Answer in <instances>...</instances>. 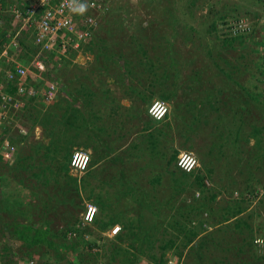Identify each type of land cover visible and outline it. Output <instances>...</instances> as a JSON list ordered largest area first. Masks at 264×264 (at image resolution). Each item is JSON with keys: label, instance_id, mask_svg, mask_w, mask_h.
Wrapping results in <instances>:
<instances>
[{"label": "rangeland", "instance_id": "1", "mask_svg": "<svg viewBox=\"0 0 264 264\" xmlns=\"http://www.w3.org/2000/svg\"><path fill=\"white\" fill-rule=\"evenodd\" d=\"M188 1L189 0H111L110 11L105 14L101 23L97 25L95 29L96 36L94 39H100L98 41L100 47L98 49L93 47L92 51L88 49L89 46L87 44L85 48L86 51L82 49L71 58L72 62L70 66L77 71V77L73 74L69 76L65 67L61 69L49 68V64L46 63L49 68L48 73L57 82L62 81L60 83L67 88V90L65 89L63 91L65 93H61V95L65 96L64 98H66V100L68 98L73 99L74 104L76 103L75 99L91 98L95 100L100 97V94L97 92H91L92 94L89 93L88 95V93L84 94L77 91L80 84H82L81 82H83L86 77V80H90L89 77L91 76L100 77L99 83H93V86L97 87L98 90H103L106 86V89H108L109 85L112 86V80L117 82L115 76H123V80H129L131 87H134V89H132V91H134L132 95H134L133 97L135 99H138L136 100L138 104L143 102L145 96L150 98L148 96L150 94L151 99H163L168 103L170 108L167 118L163 120L162 125L157 127L159 129H152L154 137L160 138L158 140V146L156 147V160L153 161L152 164L156 165V162H159L157 169L160 168V170H163L162 167L165 164L164 161L166 158H169L173 153H175L176 156L180 150H187V148H184L187 145L190 146V149L187 151H192L197 158L202 157L204 159L200 162L199 171L206 176V185L208 188L203 194L199 192V188L195 184H193V189L195 195L199 192L198 197L200 194L201 196L204 195L202 200L208 204L207 208L210 209V214H205V211L208 210L206 208L204 211L201 210L197 212L198 214L195 220L192 216L188 217V211H190L189 204H191L192 201L188 195L183 196V194L181 195L180 193L172 195L173 184H179L178 182L173 183L171 181L170 174H168V172L165 173V169L161 172L166 174V178L164 179L167 180L165 184L167 187L159 191L162 201H152L153 203H149V201L147 202L149 204H145L143 199H139L136 203L138 206L144 208L150 209L151 207V210L154 211V213L151 212L153 214H149L145 211V215L147 214L149 219H143L144 217L140 214L139 219L129 221L141 225L136 229L137 233L141 229L152 230L154 236L149 234L150 239L159 238V241L157 240V242H154L155 244L152 245V248L150 247L149 250L151 253L153 252L158 256L161 252L158 244L166 238H172L177 245L175 249H177L178 252L180 249L181 255L178 253H173V255H171L177 257L179 260L181 259V261L183 260V264H187L189 261L190 263L193 261V264H195L193 260L195 255L193 253L202 256L200 260L202 261L201 264H264V260L256 262L253 257H251L249 251L246 253L236 252L234 246L240 238H231L233 235L236 236V230L232 227L233 225H230L228 228L221 225L225 230L222 233L216 231V229L218 230L221 228L219 227V223H216V220H221L222 217H224L223 214H225V212L222 210L223 207H226L229 203H233L237 198H244L245 200L242 203L248 204L247 209L240 214V217L247 222L259 224L263 222L262 224L264 225V155L257 158L255 153H252L255 148H253L252 151L249 150V148L254 147L255 144L254 138L249 135L253 126L260 125L258 127L260 129L258 136L263 138L261 143L264 145V127L261 126L264 125V105H262L264 103V91L260 95V98L251 93L254 89L255 91L261 90L254 84H258V78L264 76V73L263 75L259 73V69L260 71L262 70V66L259 65L262 61L261 47L264 40V7L261 3H250L249 0H195L196 6L188 5ZM234 4L240 6H246L247 4L250 8L247 17L250 21L249 25H251V30L246 33L244 32V44L241 45L237 41L233 43L234 49L230 52L229 56L232 60V72L237 68V72H233L236 81H225L224 77L216 75L214 63L210 56H205V58L204 56L202 57L203 50L198 47V45L201 42L206 44V42H204V37L209 38L210 43H215V37H212L214 36L213 34L209 37L207 33L206 35L202 33L207 31L206 25L208 24H205L206 19L208 21L211 20V17L207 16L206 12L213 16L230 7H235V12L240 10ZM190 12L192 13V17L189 16ZM232 12L233 11H231V13ZM229 16H231V14ZM10 26L14 27V22H12ZM170 42L172 43L171 47L173 50L168 53L163 47ZM158 43L162 45L159 47ZM94 51L97 52L95 53ZM29 52L30 54L32 53V51ZM212 53L211 57L215 56L217 54L216 49H214ZM168 56H172L178 63L180 62V64H178L180 72L178 79H175V68L171 66L168 67ZM27 57L26 59H28ZM191 57H195V60L192 61ZM26 59H23V61ZM187 59L192 61L188 66L184 64ZM220 64L226 66L224 61H220ZM128 69H132V73H130ZM157 75L158 77L155 81ZM161 75L166 78L168 75L170 81L165 77V79L161 81L159 78ZM253 75L255 76L253 77ZM111 77H113V79H111ZM69 78L73 81H70L67 85L66 82H68ZM107 79L110 81L106 82ZM255 79L257 80L255 81ZM149 80L151 85L147 83ZM67 91L71 92L72 96L70 93L68 95ZM82 94L84 95L82 96ZM108 96L105 95L104 97L108 98ZM94 100L90 102V105H88V103L82 104L77 102L76 108L80 111L90 108L92 111L95 110L98 112L102 107H99V110L96 106L98 100ZM212 102H215L214 104L217 105V110L211 106ZM102 104L103 102L100 103L101 106ZM51 106L50 108L46 103L42 106L40 103L38 108H35L37 113H35V110L33 111L35 114L33 117L28 116L29 108H25L23 111V113L25 112L24 116L16 119L15 123L18 127L21 125L24 129H27L31 126L37 114H39V118H45L47 116L46 113L50 112V128H52V123L55 124L58 120L60 122L55 127L58 131V135L60 134L62 136L61 138L71 136V133L75 131L73 123L71 126L66 125L61 116V114H63L62 110L58 109L55 105ZM237 107L240 111L237 110ZM76 108L75 110H77ZM233 109L236 111V117L234 118L232 114L234 113ZM51 111L55 112L53 113ZM105 111V108L101 111L103 112V116ZM226 113L230 115H225ZM77 115L79 117L77 121H79L80 125V123L82 124L81 119H86V117L79 114ZM104 117H102L103 119L98 116L95 118L91 117V119L86 121L87 124L85 125L96 126L94 124L95 121L97 126L100 127L105 125V128L107 126V128L111 129L114 126L113 122L110 120L109 122L105 121ZM39 118L36 117L38 122ZM135 121L139 123L142 122L140 118H137ZM140 126L142 125L140 124L137 129H135V132L139 134L145 133V130H142ZM235 129L241 130L238 138L235 137ZM31 132H33L32 136H28L25 145L22 148L20 146V155L27 156V162H32V160H34L37 164H42L43 161H50L51 159L44 160L42 157L44 155V146L39 148L37 152L33 151L34 149L31 147L37 141L44 142V145L47 144L50 138V136H46L47 130H43V127L40 126L39 123H36ZM221 142L224 144L220 145ZM137 145L138 146L132 151L134 154L142 156V142L140 143L139 141ZM72 148L74 149L76 146ZM48 154L51 156L52 152ZM160 154H162V156ZM238 157L240 158L238 159ZM16 158L15 156V159ZM246 160L250 162L249 164H252V168H247ZM21 164L26 165L27 163L26 161H22ZM168 167L169 169L172 168V166ZM6 168H8V166L3 170ZM52 168L56 169L55 166H52ZM99 169L98 179L100 185L92 179L90 186L93 192H107L106 194H102L104 196L101 197V200L103 204L109 208L110 213L112 209L114 212H117V210L122 212L125 210L128 212V205L120 202L121 198L123 199L124 196L119 195V202H116L114 199L116 196L111 195L113 194L111 190L114 189L109 188L108 181H111V173L115 168L108 162H105L102 168ZM14 172L17 173L16 171ZM23 173L25 172H21V174ZM47 173H50L49 170ZM33 180L34 179H30L28 184H32L34 182ZM61 180L64 179L61 178ZM188 180H190V178L186 176L183 181L184 184L188 185L190 183ZM162 181L164 182V180ZM10 184L9 181L8 185L11 186ZM78 186L81 199L79 200V196L74 194V201H76V203L87 200L88 194V185L86 183L78 184ZM98 187L100 189H98ZM9 188L10 187H7L6 189ZM47 188L48 191H54L55 189V187L50 185ZM211 193H216L214 199H210ZM130 197L131 195L128 196V198ZM92 199H94V196H92ZM130 207L136 210L139 209L137 206ZM58 208H61V212L71 210L70 216L72 215V218L74 216H79L82 212L80 207H73L70 204L66 208L62 205H59ZM157 209L160 210V212ZM248 214H251V217H249ZM155 216L161 221L165 219L164 224L166 226H154L152 228L150 225L159 222L158 219L154 218ZM42 218H44V216ZM174 218L177 222H180L181 228H183V226L186 228L193 227L196 232L198 231L197 240H195L194 243V245H196L193 250L190 251L188 247L181 249L182 245L178 246L179 241L183 239V237L181 236L182 234H180L181 232L179 233L178 231V229H180L178 225L175 226V224H173ZM204 218L205 220H203ZM54 220L56 223L57 219L54 218ZM33 221L37 222L36 217H34ZM170 224H173V228H171ZM213 224H215V229L211 232L214 233L216 237L214 241H210L208 235H203L204 233H200L199 231H204L211 227V225L213 226ZM94 225L96 226V224H93V229H95ZM2 226L1 224L0 228ZM219 235H222L223 238ZM200 241L204 242V245H198ZM257 242L260 243L259 239ZM112 244L113 241H109L108 238L104 241L100 240L103 251L110 250V245ZM123 244L124 246L128 245L130 247L129 244ZM121 245L122 242L120 243V246ZM143 245L144 249L147 245L148 250V243ZM116 246H118V244ZM125 250V254L121 251V253L115 255L113 264H131L130 261L133 262V264H155L147 254L149 250H146L147 252H136V259L128 254L129 250L133 251L132 247H130L129 250L125 248ZM171 250L174 251L173 249L166 250V255L172 253ZM192 251L194 252L192 253ZM19 254L21 255L20 252ZM61 254L64 258L67 256L68 258L74 257L70 250L64 253L62 247ZM29 255L33 256V258L35 257L38 261L39 252H35L34 250ZM54 255L53 257L55 258ZM126 256H131L133 259L127 262ZM49 257L50 258L44 262L40 260L41 264H54L52 263V255ZM122 261L123 263H121Z\"/></svg>", "mask_w": 264, "mask_h": 264}, {"label": "trees", "instance_id": "2", "mask_svg": "<svg viewBox=\"0 0 264 264\" xmlns=\"http://www.w3.org/2000/svg\"><path fill=\"white\" fill-rule=\"evenodd\" d=\"M11 1V0H9ZM106 6L107 9L105 10V13L102 15L98 25L101 23V20L104 18L105 14L110 11V6L111 0H106ZM250 3H261L264 7V0H249ZM8 2L7 0H2L1 1V6L5 8L7 6ZM188 5L196 6V1L195 0H189ZM249 4V3H248ZM235 5V4H234ZM237 8L240 10L235 12V7H230L229 9L222 11L221 13L218 12L217 14L211 16L210 13L206 12V15L211 17V20L208 21L206 19V25L207 28L204 32H202L204 35H207L211 37V34L213 38L215 37V43H210L209 38L204 37V42H201L198 47H200L203 50L202 57L204 56H210V58L213 61V65L215 68V73L216 75L220 77H224L225 81H236L234 77L233 72H237V68L233 70V66H231V59H230V52L234 49V44L236 41L239 44H244V32L246 33L247 31H240V29L237 28V25L239 24L240 20H244L247 23L250 21L248 20V13L250 11V8L247 6H240L238 4L235 5ZM244 7V8H243ZM231 11H233L231 13ZM231 14V16H229ZM253 15V13H252ZM256 15V14H254ZM189 16L192 17V13H189ZM213 17V18H212ZM12 17L11 16H4L3 21L0 23V44L2 45L4 36H5V31L10 28L12 25ZM222 25V26H221ZM192 28V27H191ZM23 37L19 39V46L17 49L9 50V56H15L17 55V61L19 63L21 62L22 64H25V60L27 56H29V51H32L34 48V44L32 42V37H30L29 33L26 32L25 29L22 30ZM216 33V34H215ZM96 36V30L92 32V37L89 41L88 44V49L93 51V47H96L97 49L100 47L98 45V41L100 39H94ZM96 40V41H95ZM213 44V45H212ZM162 45L161 43H158V46L160 47ZM165 45V44H164ZM172 43H167L166 46L163 48L165 51L168 53L173 50L172 49ZM86 48V47H85ZM109 49V47H108ZM197 49V48H195ZM199 49V48H198ZM216 49L217 54L215 56L211 55L213 54L212 52ZM16 51L17 53L13 52ZM98 51V50H97ZM97 51H94L95 53ZM19 52V53H18ZM72 54V52H70ZM30 57V56H29ZM28 58V57H27ZM191 60H195V57H191ZM191 60H185L184 64L189 65L192 63ZM200 60V59H199ZM179 61V60H178ZM220 61H224L226 66H223V64H220ZM161 63V62H160ZM176 59L172 58V56H168V67H174L175 68V79L179 77V67ZM15 63L11 60L9 61H2L1 62V71L3 70H11L14 71L15 69ZM71 61L64 60L63 64L59 66L61 69L62 67H65V69L68 71V75L71 76L73 74L74 76L77 77L76 73L77 71L74 68H71ZM176 66V67H175ZM262 66V70L259 73L263 75L264 73V63L261 61L260 65ZM56 65H54V69H56ZM49 68H52V65L49 66ZM232 69V70H231ZM130 73H132V69H128ZM0 71V73H2ZM49 69L47 72H43L42 75L45 76L46 79L52 78L51 75L48 73ZM85 71V70H84ZM4 75V73H2ZM153 75V74H152ZM260 75V76H261ZM151 76V75H150ZM255 75H253L254 77ZM158 75L155 78V81L157 79ZM165 76L161 75L159 78L165 79ZM168 81H170L167 75L166 78ZM259 80L255 79V81H258V84H254L257 88L259 87L261 90L251 91L252 94L258 96L260 98V95L264 91V79L259 77ZM72 80V79H71ZM73 81V80H72ZM177 81V80H176ZM0 83H2L6 89L7 92H13L15 90V86L11 84L10 81H7L5 75L4 77L0 78ZM79 88L77 91L80 93H84L89 95L92 91H88L86 89L87 83L85 81L81 82ZM148 85L150 84V80L147 81ZM262 84V85H259ZM86 85V86H85ZM259 85V86H258ZM37 86V85H36ZM163 87V86H162ZM63 91L67 88L64 86L62 87ZM65 93V92H64ZM71 95V92L67 91V94ZM82 94V96L84 95ZM235 94V93H233ZM72 96V95H71ZM151 98V95H148ZM233 96V95H232ZM231 96V98H232ZM65 96H58L55 99L46 102L44 99L40 100V102L36 103H31L28 104L26 108L28 109L29 115L28 116H34V110L35 108H38V106L41 105L43 106L45 103L51 108V105H55L58 107V109L62 110L63 114H61L63 121L66 125H72L75 128V131L71 133V136H66L61 138L62 136L59 134L58 131L55 128L56 125L60 121H56L55 124L52 123V128L49 126V114L50 112L46 113L47 116L45 118H39V114H37V118H39V122L35 119L32 121L31 128L28 127L27 129H24L23 131L19 130L17 128V124L12 122L5 124L4 127L1 130V137H0V144H1V139L4 137V135L8 134L9 136V141L12 146H14V153H13V158L12 160L5 159L3 158L2 155H0V185L4 183H8L10 181V188L3 191L2 186H0V225L2 224L3 226L0 228V264H17L19 259H24V258H30L33 256H30L29 254L35 250V252H39L38 256V261L37 264H41L40 260L46 261L48 260L52 255L55 256L53 257L52 263L54 264H71L68 256L66 258L63 257L61 254V247L64 249V253L67 250L70 251H75L78 249H86L84 251L79 252V261L81 264H96L98 259H101L102 261H105L107 264H113V260H115V255L121 253H126L125 248L120 246V244L117 241H113V244L110 245V250L108 251H101V252H91L90 249L95 245V241L92 242H85L80 235L78 234L76 237L71 239L68 236L69 231L76 230V222L77 218L74 216L73 218L70 216V211L71 210H65L64 212H61V208H58L59 205L64 206L66 208L69 204L72 205L73 207H80L83 209L84 203L83 201H90L94 203L97 207V212L95 214L93 224H96L98 228L105 229L110 225L111 221V215L112 213H107L105 214V211L109 208L105 206L101 200L102 194L101 192H98L97 194L93 192L92 187L90 186L91 182L88 177H94L95 172L99 171V168H94L93 165L95 161L97 160L96 154H90V152L87 150V147H92L93 149H96L95 143L97 141V138L99 135L103 136V134L107 133V126L105 128V125L102 126H90V125H85L87 124L86 121H88L85 118L81 119L82 124L78 120V113L75 114L74 110L72 109L73 107V99H67L64 98ZM144 98L148 99L147 96ZM248 98V97H246ZM75 99V97H74ZM210 99V98H209ZM245 99V98H244ZM1 101V99H0ZM210 101V100H209ZM208 102V101H207ZM215 103V102H214ZM213 102L211 103V106L217 110V105L214 104ZM264 105V103L262 104ZM211 107V108H212ZM236 109V108H235ZM235 109H233L234 113L233 118L235 116ZM39 110V109H38ZM237 110L240 111V109ZM232 111V112H233ZM55 112V111H51ZM35 113L36 110H35ZM67 113V114H66ZM25 112L20 114V118L24 116ZM52 114V113H51ZM53 115V114H52ZM225 115H230L226 113ZM242 116V115H241ZM242 120V118H241ZM156 122H160L157 120ZM38 124L43 127V130H47L46 136H50L48 142L46 145H44V142L37 141L34 145L31 147L34 149L33 151H38L39 148L44 146V155L42 156L44 160H50L47 162H44L42 164H37L34 160L32 162H27L28 157L25 155H20L21 153V148L25 145L27 142L26 139H28V136H32L31 132L35 126V124ZM89 124V123H88ZM21 126V125H20ZM257 126V127H256ZM253 126L251 129L249 135H251L254 138V147L249 148V150L252 151L253 148H255L254 152L257 158H259L261 155H264V145L261 143L263 140L262 137H259L258 133H260V129L258 128L259 126L256 125ZM264 127V125H261ZM22 127V126H21ZM45 127V128H44ZM49 129H48V128ZM57 133L55 134V132ZM239 129H235V137H239L240 134ZM95 134V135H94ZM97 134V135H96ZM98 136V137H97ZM99 141H101V138H98ZM247 139V138H246ZM224 143L221 142L220 145H223ZM21 146V148H20ZM74 149H82L85 150L89 153V163L87 166L86 171L79 177L74 176L70 172V166H69V161L70 157L72 154V151L74 150L72 147H75ZM52 152V155L50 156L48 153ZM249 153V152H248ZM162 155V154H160ZM15 156L17 157L15 159ZM175 158V153L170 155L168 162L172 161ZM240 157H238L239 159ZM171 159V160H170ZM26 161V165H22L21 162ZM12 162V163H11ZM247 168H252V164H249L250 162L246 160ZM6 166L5 170H3ZM52 166H55L56 169H53ZM49 170L50 173H47ZM16 171L17 173H15ZM21 172H25L21 174ZM184 175V178L188 176L190 180L188 182L194 183L198 188L200 193H204V191L208 188L206 185V182L204 180V177L201 176L199 172L196 174L193 173H182ZM63 178L64 180H61ZM30 179H34L32 184H28V181ZM62 181V182H61ZM172 181L176 182L177 180L175 178H172ZM179 182V178H178ZM187 182V183H188ZM86 183L88 185V194H87V200L80 201L76 203L74 201V194L79 196V186L78 184H83ZM55 187L54 191H48V186ZM163 185V183H162ZM83 186V185H82ZM19 187L24 188V190L19 189ZM84 188V186H83ZM118 194H115L116 197L114 199L116 202H119V193H124L126 190H123L122 188L116 189ZM216 193H211L210 194V199L215 198ZM92 196H94V199H92ZM123 196V195H122ZM190 199L192 201L191 204H189V210L188 211V217L192 216V218L195 220L197 218V212L201 210H205L208 207V204L204 202L202 199L204 195L198 197L195 196L194 193L191 195L190 194ZM126 199L127 197L124 196ZM132 199L138 201L137 198ZM79 200L81 199L80 196L78 198ZM129 200V199H128ZM128 200H124V204H127ZM245 199L243 198H237L233 201V203H229L226 207H223V211L225 212L224 217H222L221 220H216V223H219V228L218 230L216 229L217 232L222 233L225 229L222 228L221 225H224L226 228H228L230 225L234 227V230H236V236H231V238H240L239 241L235 244L234 248H236L237 253H246L249 251L251 253V257L257 262V261H262L264 260V225L261 223H250L245 221L242 217H240L241 213L244 212V210L247 209L248 204L242 203ZM160 201H162L160 197ZM206 201V200H205ZM122 203V198L120 200ZM197 204H195V203ZM204 208V209H203ZM208 209V208H207ZM63 211V210H62ZM16 213V214H15ZM60 213V214H59ZM62 213V214H61ZM65 213V214H64ZM205 214H210V209L205 211ZM7 215V216H5ZM249 217H251V214H248ZM44 216V218H42ZM56 216V217H55ZM207 216V215H206ZM11 217V218H10ZM34 217H36V221L34 222ZM10 218V219H9ZM18 218H21L23 220H20ZM33 218V219H30ZM55 219H57V222L55 223ZM4 219V220H3ZM191 220V217H190ZM205 220V218L203 219ZM175 223L177 225L178 223V231L183 239L179 241L178 246L182 245L181 249H185L188 247V249L191 251L193 248H195L194 243L195 240H197L198 236V231L196 232L193 227L186 228L183 226L181 228L180 222L175 220ZM210 226V225H209ZM207 226V227H209ZM195 227V226H194ZM212 227V228H211ZM207 228L204 231H199L200 233H204L203 235H208L210 237V241H214L215 237L214 233L211 231L214 230L215 224L213 226ZM127 232H125L124 235V230L121 234H118L116 239H121L123 241L127 240L129 242L130 247L133 248V251H128V254L132 255L134 259H136L137 253L139 252H145L147 250V245L144 249L145 243H148V250L150 247L152 248V245H154V242H157L159 238L155 239H150V236L147 235L146 229H141L139 232L136 234L135 237L131 239V235L134 234V226L131 224L130 226H125L124 227ZM121 235V236H120ZM154 236V235H153ZM220 236V235H219ZM223 238V236H220ZM131 239L132 241H130ZM260 241L258 243L257 241ZM14 240H19L21 241L20 244H18L15 247L11 246V241ZM159 241V240H158ZM217 241V240H216ZM208 242V241H207ZM118 244V246L114 245ZM191 244V245H190ZM190 245V246H189ZM198 245H204V242H198ZM177 245L175 244L174 239L172 238H166L162 240L160 244H158V247L161 249L160 254L157 256L153 252L151 253L150 250L147 252L148 256L155 262V264H163L165 261V255H166V250L170 249H175ZM122 248V249H119ZM59 250V251H58ZM172 251V250H171ZM21 253V255L19 254ZM54 252V253H52ZM137 252V253H136ZM194 251H192L193 253ZM78 254V252H76ZM173 253H178L181 255V251L179 249V252L177 249L172 251L171 254ZM191 253V252H190ZM195 255V258L193 259L195 261V264H201L202 261L200 256L197 253H193ZM66 255V254H65ZM41 258V259H40ZM127 262L129 260L133 259L131 256H126L125 257ZM198 258V259H197ZM64 259V260H63ZM63 260V261H62ZM123 263V261L121 262ZM131 264L133 262L130 261ZM183 264V260L182 263ZM186 264V263H185ZM187 264H193V261L190 263V261ZM244 264V263H242Z\"/></svg>", "mask_w": 264, "mask_h": 264}, {"label": "built area", "instance_id": "3", "mask_svg": "<svg viewBox=\"0 0 264 264\" xmlns=\"http://www.w3.org/2000/svg\"><path fill=\"white\" fill-rule=\"evenodd\" d=\"M106 2V0H14L6 7L4 14L12 17L14 27L5 31L3 43L0 44V71L1 62L9 58V50L18 48L19 39L23 37V29L29 33L34 46L39 49L30 60L32 68L30 65L16 63L14 71H1L7 81L15 86V90L9 93L0 83V137L5 124L11 121L15 123L16 119L20 118L27 98L40 97L48 102L57 94L56 84L47 81L42 75L45 71L42 51L52 52L54 56L60 58L72 49H78L86 44L107 9ZM81 7L83 11L80 10ZM237 28L246 31L250 26L246 21L240 20ZM2 73L0 78L4 77ZM147 111L152 118L158 119L164 116L167 105L157 99L150 103ZM17 128L23 131L21 126L17 125ZM14 149L8 134L4 135L1 139L0 155L12 160ZM88 163L89 153L82 149H74L69 161L70 172L79 177L86 171ZM176 165L181 170L192 171L199 164L192 151L181 150L177 155ZM96 212L95 204L85 201L76 222L77 229L69 231L68 236L74 238L78 235V231L82 230L83 238L88 239L89 235L84 230L93 222ZM117 230L118 226H114L111 228V233ZM20 243L21 241L14 240L11 241V246L15 247ZM91 250L99 252L100 248L93 246ZM17 264H37V262L34 258H24L19 259ZM96 264L106 263L100 259ZM165 264H176V260L168 258Z\"/></svg>", "mask_w": 264, "mask_h": 264}, {"label": "crops", "instance_id": "4", "mask_svg": "<svg viewBox=\"0 0 264 264\" xmlns=\"http://www.w3.org/2000/svg\"><path fill=\"white\" fill-rule=\"evenodd\" d=\"M7 2H9V0H7ZM3 12L4 11L1 10L0 8V23L3 21L4 16H5ZM0 41H1V38H0ZM89 79L90 80H86V79L84 80L86 81L88 85V86L85 85L86 89L88 91L91 90L92 92H97L100 94V97L96 98L95 100H98V103L96 105L97 108L102 107V109L100 110L99 108L100 111L97 112L95 110L92 111L90 108L88 110H83V111H80L79 109L76 108L77 102L82 103V104L88 103V105H90V102L94 100L91 98L75 99L76 103L73 104L72 107H73L75 114L78 113L79 115L86 117L87 120L91 119V117L95 118L96 116L103 119L102 117L106 116L104 117L105 121L109 122L110 120L114 124V126L111 129L110 128L107 129L106 134H103V136L99 135V137L97 136L98 138H101V141H99V139L97 138V141L95 143L96 149H93L92 147L88 146L87 150L90 152V154L91 153L96 154V156L98 157L93 165L94 168H102V165L105 162H108L109 164H111L113 168H115L113 172L111 173L112 175L110 177L111 181L110 182L108 181L109 188L114 189V190H111V193H113L111 195L118 194L116 191V189L118 188H122L123 190H126V192L124 193L121 192L119 194L123 196H127L126 199L123 197L122 203L124 202V200L129 199L127 201L128 203L127 207H128L129 213L125 210H123V212L120 210H117V212H114L112 209V212H111L112 214H110L111 221L109 223L110 225H108V227H111L113 225L120 224L121 227H123V229L119 231V234H121L123 230H126L124 228L125 226H130L131 224L132 225L134 224V223L129 222L130 220L139 219L140 214H142V216L144 217L143 219L145 218L149 219V216L147 214L145 215V211H147L149 214L154 213V211L151 210V207L150 209H148L142 206H138L136 204L138 201L131 199V197L128 198V196L131 195L133 196V198H137L138 200L143 199V202L145 204L153 203L152 201L159 202L160 196H161L159 194V191H162L163 189H166L167 187L165 185L167 183V180L164 179L166 178L165 173L167 172L168 174H170L171 181H172V178H175L177 180L176 182H178V178H179V182H178L179 185L173 184L172 195L177 194V193H180L181 195L183 194V196L184 195L190 196V194L192 195L194 192L193 183L190 182L188 185L184 184L183 182L184 175L182 174V172H179L174 167L173 161L168 162L169 158H166V160L164 161L165 164L163 165L164 168L162 167L163 170L165 169L164 170L165 173L161 172L163 170H160V168L157 169L158 168L157 165L159 162H156V165L152 164V162L156 160V157H155L157 155L156 147L158 146V140L160 139V138L154 137V135L152 134L153 133L152 129L153 128L156 129L159 125H162L163 122H156L155 120H152L146 114V109H145L146 104L151 100V98H148V99L144 98L143 100L144 103L142 102L138 104L136 101L138 99H135L133 97L134 95H132L134 93V91H132L134 87H131V85L129 84L130 83L129 80H123V76L122 77L115 76V79L117 80V82H114L112 80L113 82L112 86L109 85L108 89H106L107 87L106 86L103 90H98L97 87L93 86V83L95 84L99 83L100 77L91 76L89 77ZM111 79H113V77H111ZM109 81H110L109 79L106 80V82H109ZM61 93H64V92L62 91ZM61 93L59 96H62ZM105 95L106 96L109 95L108 98L104 97ZM78 96H81V95H78ZM101 102H103L102 106L100 105ZM75 108L77 110H75ZM103 108L106 109V111L104 112L105 113L104 116L102 115L103 112H101ZM137 118H140L142 122L139 123L138 121H135ZM94 124L97 126V123L95 121H94ZM140 124L142 125L140 126V128H142V130H145V133L143 134H139L135 132V129H137V127ZM155 131H158V130H155ZM139 141L140 143L142 142V145H143V155L142 156L134 154L132 151L135 149V147L138 146L137 144H139ZM184 148H187L188 150L190 149V146L187 145ZM174 149H178V148H174ZM197 159L199 161V164L202 160H204L202 157H199ZM168 166H172V168L169 169ZM98 172L93 173L94 177H88L90 182L92 179H94L96 183L99 184V179H98L99 173ZM162 180H164V182ZM162 182H163V185H162ZM172 182L174 183V181ZM0 186H2L3 191L7 190L6 189L7 187H10L8 183H4L3 185L1 184ZM20 188L21 190H24V188L19 187V189ZM98 189L100 188L98 187ZM98 192H101V191H98ZM98 192L96 191V194ZM106 193L107 192L105 191L101 192V194H106ZM129 205L137 206L139 209L137 210L132 209ZM158 211L160 212V210ZM107 213H110L108 209L105 211V214ZM154 218L159 220L157 216H155ZM18 219L23 220L21 218H18ZM173 220H174L173 224L177 226L178 223L177 225L176 223H174L175 218ZM164 223H165V219H163V221L159 220V222L154 223L150 226H152V228L154 226L165 227L166 225ZM173 224H170L171 228H173ZM135 225H138V224L135 223ZM94 227L96 231L99 233V235L97 234L98 237H101L102 233L103 235L107 233L105 230L98 228L97 225L96 226L94 225ZM125 232L126 231H124V234ZM153 233L154 232H152V230L147 231V235L149 234L153 235ZM131 239L129 240L132 241ZM114 241H117L116 237L114 238ZM125 242H128V241L125 240Z\"/></svg>", "mask_w": 264, "mask_h": 264}, {"label": "clouds", "instance_id": "5", "mask_svg": "<svg viewBox=\"0 0 264 264\" xmlns=\"http://www.w3.org/2000/svg\"><path fill=\"white\" fill-rule=\"evenodd\" d=\"M12 1H14V0H11V1H9L8 2V4H7V6L12 2ZM6 6V7H7ZM6 7L5 8H3L2 6H1V1H0V8H1V10H3V11H5L6 10ZM81 11H83V8L81 7V9H80ZM4 13V12H3ZM5 16H7L6 14H5ZM250 26V28H249V30H246V31H250L251 30V25H249ZM264 39V38H263ZM90 41V40H89ZM89 41L86 43V44H84V45H82L80 48H78V49H72L71 51H69L66 55H63V56H60V58H57L56 56H54L55 54L54 53H52V52H47V51H42L43 53H44V55H43V61H44V63H45V71L44 72H47V70L49 69L48 68V65L46 64V63H48L49 64V66H51L52 65V68H54V65H56L57 67H56V69H59V66L61 65V64H63V61L65 60H70L71 61V58L76 54V53H78V52H80V50H82V49H84L85 51H86V49H85V47H86V45L87 44H89ZM262 53H261V55H262V61H263V63H264V40H263V43H262ZM38 49L39 48H36V46H34V48H33V50H32V53L30 54L29 53V56L30 57H28V59H26L24 62H25V64H22L21 62L19 63V61H17V55L15 54V56H9V58L7 59V61H9V60H11V61H13L15 64L16 63H19V64H22V65H24V66H29L30 65V67L32 66L31 64H30V60L32 59V56L36 53V52H38ZM13 52H15L16 53V51H13ZM70 52H72V54H70ZM54 57H55V59H54ZM52 59H54L53 61H52ZM72 62V61H71ZM32 68V67H31ZM5 71V70H4ZM44 78H45V76H43ZM87 78V77H86ZM85 78V79H86ZM262 78H264V76L262 77ZM46 79V78H45ZM47 81H50V82H54L55 84H56V86H57V94H56V96L53 98V99H55L56 97H58L59 95H60V93L63 91V89H62V87H63V85L60 83V82H62V81H60V82H57L56 80H54V79H51V78H48V79H46ZM70 81H72L70 78H69V80H68V82H66V84L68 85L69 83H70ZM86 82V81H85ZM65 85V84H64ZM62 90V91H61ZM52 99V100H53ZM162 100V101H164L163 99H159V98H154V99H151L147 104H146V114L152 119V120H155V121H157V120H159L160 122H163V120H165L166 118H167V116H168V114H169V111H170V108H169V105H168V103L166 102V101H164L165 103H166V105H167V111L165 112V114H164V116L163 117H161V118H158V119H155V118H152L151 116H150V114L148 113V111H147V109H148V106L150 105V103L152 102V101H154V100ZM40 100H42L40 97L39 98H27V100H26V103H25V106H24V108H23V110L21 111V114L23 113V111H24V109L27 107V105L28 104H31V103H37L38 101H40ZM51 101V100H50ZM47 102V101H46ZM49 102V101H48ZM23 130H24V128L23 127H21ZM181 151V150H180ZM179 151V152H180ZM178 152V153H179ZM178 153L176 154V156H175V158L172 160L173 161V165H174V167L177 169V170H179L180 172H182V173H193V174H196L197 172H199L200 173V164H199V161H198V166L194 169V170H192V171H184V170H181V169H179L178 167H177V165H176V158H177V155H178ZM195 155V154H194ZM196 156V155H195ZM197 158V157H196ZM198 160V159H197ZM12 163V162H11ZM201 174V176L202 177H204V180H205V182L207 183V179H206V176L204 175V174H202V173H200ZM194 184V183H193ZM193 191H194V189H193ZM194 193V192H193ZM195 195V194H194ZM199 195V192H197L196 193V195L195 196H198ZM96 206V205H95ZM97 208V207H96ZM76 218H77V221H78V218H79V216H76ZM114 226H118V230L115 232V233H111V228H113ZM133 226H134V230H133V233L134 234H132L131 235V238H133V237H135V233L137 234V232H136V229L138 228V226H141V225H135V223L133 224ZM121 229H123V227H121V225L120 224H117V225H113V226H111V227H107V228H105V229H103V230H105L107 233L105 234V235H103V233H102V236L101 237H98V235H99V233L96 231V229H93V222L90 224V226H88L84 231H86L87 233H88V235H89V238L88 239H84L83 238V231L81 230V231H78V234L80 235V237L82 236V238H83V240L85 241V242H92V241H95V245L94 246H96V247H99L100 248V251L99 252H101L102 251V247H101V245H100V240L101 241H104V240H106L107 238L109 239V241H114V238L115 237H117L118 236V234H119V231L121 230ZM95 231H96V233H95ZM126 232H127V230H125ZM98 234V235H97ZM71 239H73V238H71ZM117 242L119 243H121L122 242V247L124 248H126L127 250H129L130 249V247L128 246V245H126V246H124V244L123 243H126V244H129V242H125V241H123V240H121V239H117ZM119 243V244H120ZM92 248V247H91ZM91 248L90 249H88V250H90L91 252H93L92 250H91ZM84 250H87V248L86 249H84ZM83 249L81 250V249H78V250H75V251H70L71 253H72V255L74 256V257H70L69 258V260H70V263L71 264H81L80 263V261H79V252L80 251H84ZM129 251H131V250H129ZM76 252H78V254L76 253ZM173 255V254H172ZM171 255V253L170 254H168V255H166L165 256V261H164V263L163 264H165L166 263V260L168 259V258H173V259H175L176 260V264H181L182 263V261H181V259L179 260L177 257H175V256H172ZM30 258H33V257H30ZM34 259L36 260V258L34 257ZM98 260H100V259H98ZM36 262H37V260H36ZM105 262V261H104ZM107 264V263H106Z\"/></svg>", "mask_w": 264, "mask_h": 264}]
</instances>
